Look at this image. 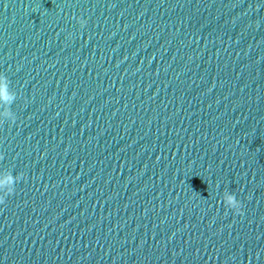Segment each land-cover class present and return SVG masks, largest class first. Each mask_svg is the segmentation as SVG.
<instances>
[{
  "label": "water",
  "instance_id": "95a60500",
  "mask_svg": "<svg viewBox=\"0 0 264 264\" xmlns=\"http://www.w3.org/2000/svg\"><path fill=\"white\" fill-rule=\"evenodd\" d=\"M0 78V264H264V0H0Z\"/></svg>",
  "mask_w": 264,
  "mask_h": 264
},
{
  "label": "clouds",
  "instance_id": "9594fccd",
  "mask_svg": "<svg viewBox=\"0 0 264 264\" xmlns=\"http://www.w3.org/2000/svg\"><path fill=\"white\" fill-rule=\"evenodd\" d=\"M0 80H3V78H0ZM0 98H3L5 100L11 98L7 92L6 84L4 83H0ZM7 179L10 181L11 177H8ZM0 183H3V181H0ZM226 202L227 205L230 208L234 209L237 214H241V215L243 214L241 209V203L234 195H228L226 197Z\"/></svg>",
  "mask_w": 264,
  "mask_h": 264
}]
</instances>
